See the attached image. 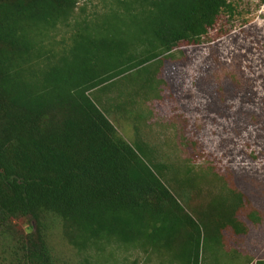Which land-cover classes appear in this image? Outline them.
I'll use <instances>...</instances> for the list:
<instances>
[{
	"label": "trees",
	"instance_id": "16d2710c",
	"mask_svg": "<svg viewBox=\"0 0 264 264\" xmlns=\"http://www.w3.org/2000/svg\"><path fill=\"white\" fill-rule=\"evenodd\" d=\"M235 1L109 0L79 18V0H0V264H56V230L81 264L118 255L150 264L166 252L199 264L218 180L230 200L224 228L247 232L263 222L264 177L164 164L157 149H133L108 118L132 114L140 96L127 90L132 73L145 75L137 85L151 93L147 68L200 45L222 14L237 11ZM235 87L232 97L242 88L254 103L247 81ZM209 90V109L218 111L221 95ZM244 115L241 129L252 127L261 142L249 159L264 160V108Z\"/></svg>",
	"mask_w": 264,
	"mask_h": 264
},
{
	"label": "rangeland",
	"instance_id": "374dc122",
	"mask_svg": "<svg viewBox=\"0 0 264 264\" xmlns=\"http://www.w3.org/2000/svg\"><path fill=\"white\" fill-rule=\"evenodd\" d=\"M108 2L79 0L76 12L79 18L90 16L94 11L104 10ZM235 3L237 11L232 16L222 14L217 27L209 31L200 45L182 46L164 57L160 64L147 68L148 76L156 82L151 93L139 90L138 83L143 82L145 75L132 73L129 79L135 84L122 83L128 85L127 90L133 96L140 94L131 108L132 114L125 118L119 112L108 118L133 149H157L159 161L164 164L188 162L197 174L212 169L218 175L233 171L238 176L255 175L260 180L264 177V160L249 159L250 155L261 152L255 144L260 140L252 127L241 128L245 126L244 112L263 114L264 0H236ZM244 81L257 93L254 103L243 100L242 88L236 98L232 97L237 92L235 85H242ZM209 88L221 95L219 99L216 97L218 102L214 107L218 111L209 109L214 99ZM218 183L220 193L212 196L206 219L211 220L212 226L208 231L200 226L199 264H248L250 256L241 253V242L225 245L219 236L227 228L224 227L228 224L230 200L227 188L220 180ZM203 187L205 192H210L208 185ZM199 202L194 197L192 204ZM25 222H17L22 230L27 228ZM49 241L56 264L82 263V256L62 237L60 230L53 231ZM132 260L134 256L128 262ZM92 264L131 263H124L118 255L97 257ZM150 264L182 263L166 252L162 259L154 257Z\"/></svg>",
	"mask_w": 264,
	"mask_h": 264
},
{
	"label": "crops",
	"instance_id": "0c3cea01",
	"mask_svg": "<svg viewBox=\"0 0 264 264\" xmlns=\"http://www.w3.org/2000/svg\"><path fill=\"white\" fill-rule=\"evenodd\" d=\"M219 236L222 238L225 245L236 244L241 245V253L246 256L249 255L250 259L248 264H264V220L260 224H255L252 230L246 232H240L237 228V232L229 230H221Z\"/></svg>",
	"mask_w": 264,
	"mask_h": 264
}]
</instances>
